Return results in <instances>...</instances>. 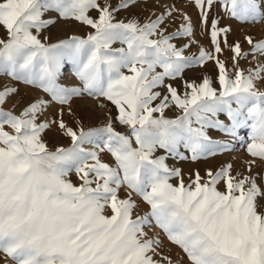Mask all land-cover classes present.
Wrapping results in <instances>:
<instances>
[{"label":"snow or ice","instance_id":"6c2138e0","mask_svg":"<svg viewBox=\"0 0 264 264\" xmlns=\"http://www.w3.org/2000/svg\"><path fill=\"white\" fill-rule=\"evenodd\" d=\"M135 2L0 0L6 33L0 37V72L50 97L16 115L3 106L17 90L0 91V252L14 264H173L159 250V235L145 231L158 228L190 264H264V184L254 176H233L230 164L205 176L196 171L185 184L182 170L166 163L169 157L189 159L181 148L193 161L228 150L209 129L230 137L248 129L247 152L254 158L249 171L256 159L264 161V90L258 87L264 63L248 72L238 66L240 58L264 56V39L247 36L250 52L239 43L230 45L229 70L219 54L221 33L227 43L230 28L219 27L218 19L210 28L214 52L202 48L198 56H186L190 44L177 47L172 40L192 35L191 18L185 16L187 23L172 34L162 27L175 11L171 7L143 24L117 19ZM193 3L205 26L217 3L233 18L264 22V0ZM49 12L92 31L47 43L40 33L56 22L45 18ZM117 43L121 47H113ZM65 59L74 64L80 86L57 82ZM208 61L218 68L215 83L208 76L200 83L185 81L183 93L166 83ZM85 95L110 102L116 116L98 127L69 126L65 107L72 114L73 98ZM52 103L61 106L56 116L40 121ZM173 106L180 114L168 118L165 111ZM53 126L70 139L69 146L49 148L42 134ZM159 150L165 154L156 155ZM105 153L111 162L103 159ZM72 173L79 184L70 179ZM173 178L178 183H171ZM133 193L149 212L134 216Z\"/></svg>","mask_w":264,"mask_h":264},{"label":"rangeland","instance_id":"374dc122","mask_svg":"<svg viewBox=\"0 0 264 264\" xmlns=\"http://www.w3.org/2000/svg\"><path fill=\"white\" fill-rule=\"evenodd\" d=\"M113 6L119 3V0H111ZM174 8L171 17H167L165 24L162 27L167 29L166 34L175 33L182 25H185L187 21L185 16L191 18L192 35L181 36L172 40V43L176 44L177 47H183L186 44H190V47L185 49L186 56H198L200 50L203 48L209 52H214V45L211 42L210 28L213 20H219V27L230 28L227 33V43H224V33H221V48L223 52L219 54L220 60L224 61L227 68L232 70L233 67V52L230 49V45L239 43L243 52H250L252 45H249L246 41L247 36H251L254 41H260L264 39V22L262 21H242L229 16L220 5L217 3L213 6L208 16V25L202 24L201 15L199 9L193 3V0H136L128 9H123L117 13V19L127 20L135 18L140 21L141 24L147 22L150 19H155L161 13H164L168 8ZM96 15V13H92ZM178 15V17L176 16ZM55 17L56 22L49 25L40 33V38L47 43H57L59 40L67 39L69 36L77 35L86 37L92 29L86 25H83L75 20H63L56 16L55 13H46L45 18ZM174 17V18H173ZM5 30L0 27V37L5 36ZM113 47H121L119 43L113 45ZM264 63V56H257L254 58L252 55H248L246 58H240L238 66L240 69H244L248 72L254 69L257 63ZM159 70V69H158ZM218 75V68L215 62L208 61L203 66L194 65L186 68L183 72L182 78L176 80H167L166 83L172 84L181 93L184 91V82H196L200 83L204 76H208L216 82ZM57 82L65 87H77L80 86V81L75 75V66L72 62L65 59L62 63V68L58 77ZM218 87L219 85L216 84ZM258 87L264 90V82H258ZM6 88H15L17 91L10 95L4 109L6 111H12L14 114L19 115L26 106L30 103L35 102L38 99H50L47 93L43 92L42 89L24 83L23 81L16 80L10 75L0 72V91H4ZM158 91L166 93V89L159 88ZM93 103L88 104L85 102ZM158 102V101H157ZM100 103L106 104V107H99ZM61 106L52 103L49 105L40 116V121L45 119L54 118L58 109ZM72 114L67 111L65 112L63 119L69 126L77 127L78 123L82 122L85 128L98 127L106 122L109 117L114 118L117 114V109L110 102L100 101L89 97L87 95L83 97H74L71 103ZM180 114V110L176 107H170L166 109L165 115L168 118H175ZM219 118L225 123H229L226 115L220 114ZM117 130L127 132V129L116 123L114 125ZM248 129H242L239 131L236 137H230L224 133L215 129H209V135L214 141H220L228 143V150L217 151L215 155H209L206 158H201L196 161L190 159V153L186 152L181 148L182 152L189 159L178 160L169 157L166 163L169 167H175L182 170L185 184L190 182V177L194 179V173L199 171L201 176H205L207 170L211 169L213 172L219 170L222 167L231 165V174L233 176H254L257 178L258 183L264 184V161L256 159L254 164H251V171H249V165L254 159L247 152V143L250 142L247 136ZM42 139L48 144L50 149H54L57 146H69L70 139L62 135L59 129L53 126L51 129L46 130L42 134ZM163 150H159L156 155H164ZM103 159L108 162L112 161L109 154H103ZM70 179L74 184H79L75 173L70 174ZM171 183H178L176 178H173ZM219 190H224V185L221 183L218 185ZM126 189L120 191L121 198L126 196ZM133 199L137 201L138 207L134 210L135 215H144L150 211L149 206L142 201V199L133 193ZM110 215V210L106 209V213ZM149 236L159 235L162 240L161 248L159 249L162 255L170 256L173 264H190L186 254L177 246L173 245L167 240L164 234L158 229H148ZM0 264H14V262L0 252Z\"/></svg>","mask_w":264,"mask_h":264},{"label":"bare ground","instance_id":"6f19581e","mask_svg":"<svg viewBox=\"0 0 264 264\" xmlns=\"http://www.w3.org/2000/svg\"><path fill=\"white\" fill-rule=\"evenodd\" d=\"M176 16L178 17V15H176ZM173 18H174V17H173ZM85 103H88V104H93V103H89V102H87V101H86Z\"/></svg>","mask_w":264,"mask_h":264}]
</instances>
